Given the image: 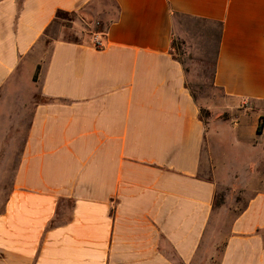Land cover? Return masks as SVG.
Wrapping results in <instances>:
<instances>
[{
    "label": "crops",
    "instance_id": "crops-1",
    "mask_svg": "<svg viewBox=\"0 0 264 264\" xmlns=\"http://www.w3.org/2000/svg\"><path fill=\"white\" fill-rule=\"evenodd\" d=\"M112 1L106 34L74 42L56 12L99 0H0V264H264V189L210 242V139L171 48L181 17L208 26L212 85L264 117V0Z\"/></svg>",
    "mask_w": 264,
    "mask_h": 264
},
{
    "label": "rangeland",
    "instance_id": "rangeland-1",
    "mask_svg": "<svg viewBox=\"0 0 264 264\" xmlns=\"http://www.w3.org/2000/svg\"><path fill=\"white\" fill-rule=\"evenodd\" d=\"M99 1L93 15L69 14L67 18L71 20L67 26L58 24L55 36L81 39L84 32L97 33L93 31L116 14L112 0ZM179 20L189 40L188 44L180 45L179 51L173 48L172 52L185 69L186 85L197 102L210 139V149L203 153L200 174L205 178L211 176L217 183L207 235L211 244L220 248L230 222L247 198L264 189V117L261 116L263 131L258 134L254 128L259 122L255 106L252 103L231 105L212 85L214 45L213 39L208 41L209 36L213 37L212 33L206 34L208 26L188 17ZM2 157L5 160L4 167L0 168V209L10 189L16 156Z\"/></svg>",
    "mask_w": 264,
    "mask_h": 264
},
{
    "label": "trees",
    "instance_id": "trees-1",
    "mask_svg": "<svg viewBox=\"0 0 264 264\" xmlns=\"http://www.w3.org/2000/svg\"><path fill=\"white\" fill-rule=\"evenodd\" d=\"M69 14L75 16L76 12H68V11H63V10H58L55 14V18L53 19V22H57L59 25L61 26H67V21L71 20L67 17H69ZM63 20V21H62ZM64 20H66V22H64ZM69 24V23H68ZM109 26V23L107 22L104 26H102L100 29L97 27L93 32H97L100 33L102 36H104L106 34V29ZM85 38H83V40H80L78 38H68V40H72L74 42H78V41H83V42H88L90 37L94 34V33H90V32H84L83 33ZM180 48V44L178 42H175L174 40H172L171 43V48ZM262 117H259V122L256 126V132L259 134L262 131Z\"/></svg>",
    "mask_w": 264,
    "mask_h": 264
},
{
    "label": "built area",
    "instance_id": "built-area-1",
    "mask_svg": "<svg viewBox=\"0 0 264 264\" xmlns=\"http://www.w3.org/2000/svg\"><path fill=\"white\" fill-rule=\"evenodd\" d=\"M95 44H96L97 47H101L103 45L99 38L95 39Z\"/></svg>",
    "mask_w": 264,
    "mask_h": 264
}]
</instances>
